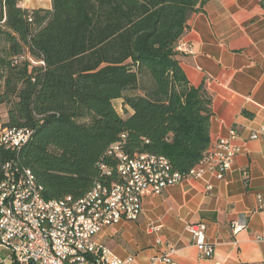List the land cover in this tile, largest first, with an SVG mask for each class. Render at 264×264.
Returning <instances> with one entry per match:
<instances>
[{
  "label": "trees",
  "instance_id": "16d2710c",
  "mask_svg": "<svg viewBox=\"0 0 264 264\" xmlns=\"http://www.w3.org/2000/svg\"><path fill=\"white\" fill-rule=\"evenodd\" d=\"M203 2L52 0L29 10L0 0L3 127L31 131L21 149L0 142V183L11 162L33 172L45 199H82L106 181L100 163L124 136L128 154L193 171L210 150L212 97L186 77L177 46Z\"/></svg>",
  "mask_w": 264,
  "mask_h": 264
},
{
  "label": "crops",
  "instance_id": "0c3cea01",
  "mask_svg": "<svg viewBox=\"0 0 264 264\" xmlns=\"http://www.w3.org/2000/svg\"><path fill=\"white\" fill-rule=\"evenodd\" d=\"M35 1L23 7L52 8V0ZM188 22L180 43L193 50L179 60L190 82L212 97L210 149L236 131L242 151L223 180L209 173L146 197L138 222L114 225L98 241L121 259L133 256L135 264H166L158 258L169 246L177 264H264V241L257 239L264 234V135L250 139L264 128V10L259 0H204ZM239 220L246 229L236 235L232 226ZM200 222L215 245L212 259L199 256L187 230ZM155 224L162 228L150 234ZM9 257L0 248V264H10Z\"/></svg>",
  "mask_w": 264,
  "mask_h": 264
},
{
  "label": "built area",
  "instance_id": "2783aa9c",
  "mask_svg": "<svg viewBox=\"0 0 264 264\" xmlns=\"http://www.w3.org/2000/svg\"><path fill=\"white\" fill-rule=\"evenodd\" d=\"M177 50L189 55L193 49L190 43L183 42L178 44ZM30 132L13 134L12 130L6 133V141H9L8 150H17L22 139H26ZM263 135L264 128L261 132L252 134L250 139L256 140ZM237 139L236 131L228 138H221L217 146L210 149L203 158H211L212 165L208 169H200L199 163L197 169L187 175L174 172L170 161L165 157L150 161L146 158L112 154L111 158H116L117 166L112 170L115 179L111 180L110 209H101L100 202L97 203L96 192L88 197V201H95L97 211L83 215L81 206L82 210L77 211V216L64 215V221L58 222H54L51 209L44 207V200L40 201L33 193L29 174L28 178H18L9 162L8 181L4 185L7 186V192L16 190L17 209L24 213V219L33 220L34 227H39V234H27L25 230L18 228L17 223L3 216L5 193L0 197V248L10 252V264H135L133 256L121 259L111 249L100 244L98 241L100 233L123 222H138L141 219L144 199L163 195L170 186L187 180H201L209 173L216 175L218 180H223L231 169L236 155L242 151L236 144ZM258 199L263 203L262 197ZM161 228V225L151 226L150 234H155ZM232 228L234 234L238 235L246 229V222L242 220L234 222ZM187 230L199 251V256L202 259H212L215 245L207 239V225L203 222L190 224ZM257 239L264 241V234ZM59 251H63V261L56 262L55 252ZM175 253L176 248L169 246L158 259L166 264H177L172 258Z\"/></svg>",
  "mask_w": 264,
  "mask_h": 264
},
{
  "label": "bare ground",
  "instance_id": "6f19581e",
  "mask_svg": "<svg viewBox=\"0 0 264 264\" xmlns=\"http://www.w3.org/2000/svg\"><path fill=\"white\" fill-rule=\"evenodd\" d=\"M13 130V134H26L29 131L26 129H7L5 130L1 137L0 142L3 144L7 150L9 149V141H6V133H10ZM125 137L123 141L113 144L107 154L108 159L111 158V155H120L121 157H132L135 156L139 158H146L150 161L163 159L162 156L149 153H138L135 155L128 154L124 149ZM31 132L26 136V139H22L20 146L17 147L21 149L23 146L31 140ZM15 151V150H14ZM208 154V153H207ZM207 156V155H206ZM109 164L100 163V168L106 178V181L99 182L89 193L82 199H74L73 197H68L65 199L57 200H47L45 199L42 187L36 181V178L33 172L30 169L21 168L17 164L11 163L15 175L18 178H28L33 185V193L40 198V201L44 200V207L50 208L51 212L54 214V222L64 221V215H69V217L77 216V211H81L83 206V215L92 214L94 211H97V206L95 201H88V197L97 192V203L100 202L101 209H110L111 207V180L115 179L114 172H112L113 167L117 166L116 158L109 159ZM212 165V159H203L200 163V169H208ZM198 166L195 167L197 169ZM194 169V170H195ZM8 181L7 173V164L4 166V179L0 183V197L5 195V203L3 207V216L9 218L10 221H13L15 224H18V228H21L26 231L27 234H39V227H34L33 220L24 219V213L17 209V193L16 190H9L7 192V186L4 185ZM63 200V202L61 201ZM56 262L63 261V251L55 252Z\"/></svg>",
  "mask_w": 264,
  "mask_h": 264
},
{
  "label": "rangeland",
  "instance_id": "374dc122",
  "mask_svg": "<svg viewBox=\"0 0 264 264\" xmlns=\"http://www.w3.org/2000/svg\"><path fill=\"white\" fill-rule=\"evenodd\" d=\"M47 2V0L43 1V5H45V3ZM36 1L35 0H21V5L22 6H35ZM114 105L116 108H118L119 110H121L120 108V104L114 102ZM8 111H9V106L7 105H0V137L2 135V133L7 130L6 128L4 129V124H6L8 122Z\"/></svg>",
  "mask_w": 264,
  "mask_h": 264
}]
</instances>
